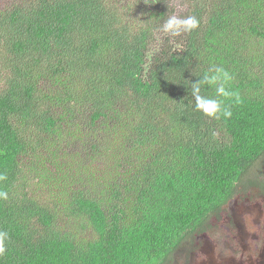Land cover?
<instances>
[{
  "label": "trees",
  "instance_id": "trees-1",
  "mask_svg": "<svg viewBox=\"0 0 264 264\" xmlns=\"http://www.w3.org/2000/svg\"><path fill=\"white\" fill-rule=\"evenodd\" d=\"M116 1L0 8V264H167L264 158V0ZM173 15L199 27L160 31ZM217 66L230 118L191 96ZM60 143L107 162L74 177Z\"/></svg>",
  "mask_w": 264,
  "mask_h": 264
},
{
  "label": "rangeland",
  "instance_id": "rangeland-1",
  "mask_svg": "<svg viewBox=\"0 0 264 264\" xmlns=\"http://www.w3.org/2000/svg\"><path fill=\"white\" fill-rule=\"evenodd\" d=\"M13 1L0 0V8ZM121 1L116 2L127 0ZM60 149L52 164L74 177L80 167L102 168L107 162L94 164L83 145L60 143ZM246 177L248 183L238 186L233 198L208 221L207 229L184 242L167 264H264V158Z\"/></svg>",
  "mask_w": 264,
  "mask_h": 264
},
{
  "label": "clouds",
  "instance_id": "clouds-1",
  "mask_svg": "<svg viewBox=\"0 0 264 264\" xmlns=\"http://www.w3.org/2000/svg\"><path fill=\"white\" fill-rule=\"evenodd\" d=\"M199 27V21L195 16L189 15L186 17L170 16L162 24L160 31L170 34L171 36H179L181 33L190 32ZM233 80L232 75L223 67H213L208 73H205L202 78L195 82H190L191 96L195 103V109L202 112L204 115L212 118H230L232 115L229 106L225 105V99L234 98L235 103H240L241 98L238 92L230 90V85ZM205 86H214L217 97L221 99L209 98L202 95V89ZM7 176L0 173V181H5ZM0 199H8V193L0 190ZM8 239V233L0 231V255L5 252V242Z\"/></svg>",
  "mask_w": 264,
  "mask_h": 264
}]
</instances>
